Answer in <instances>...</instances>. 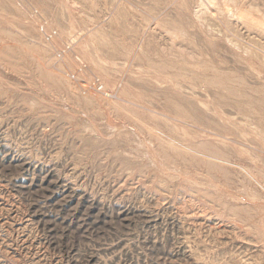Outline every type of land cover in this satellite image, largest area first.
Returning <instances> with one entry per match:
<instances>
[{
	"label": "rangeland",
	"instance_id": "374dc122",
	"mask_svg": "<svg viewBox=\"0 0 264 264\" xmlns=\"http://www.w3.org/2000/svg\"><path fill=\"white\" fill-rule=\"evenodd\" d=\"M198 263L264 264V0H0V264Z\"/></svg>",
	"mask_w": 264,
	"mask_h": 264
},
{
	"label": "bare ground",
	"instance_id": "6f19581e",
	"mask_svg": "<svg viewBox=\"0 0 264 264\" xmlns=\"http://www.w3.org/2000/svg\"><path fill=\"white\" fill-rule=\"evenodd\" d=\"M206 3H207V2H206ZM209 7H210V6H209ZM236 10H237V9H236ZM252 21H254V20H252ZM247 22H248V21H247ZM248 23H249V22H248ZM250 23H252V22H250ZM250 25H252V24H250ZM210 68H211V67H210ZM67 73H68V72H67ZM50 76H51V75H50ZM67 78H68V77H67ZM234 79H235V78H234ZM234 79H233V80H234ZM90 85H91V84H90ZM85 92H86V91H85ZM176 105H177V104H176ZM182 127H183V126H182ZM152 131H153V130H152ZM146 134H147V133H146ZM230 137H231V136H230ZM199 141H200V140H199ZM196 142H197V141H196ZM162 144H163V143H162ZM181 144H182V143H181ZM199 144H200V143H199ZM202 144H204V143L202 142ZM158 145H159V144H158ZM160 145H161V144H160ZM176 145H177V144H176ZM197 145H198V144H197ZM179 146H180V145H179ZM203 146H204V145H203ZM214 146H215V145H214ZM214 146H213V147H214ZM188 147H189V146H188ZM200 147H201V146H200ZM181 148H182V147H181ZM181 148H180V150H181ZM174 149H175V148H174ZM177 149H178V148H177ZM177 149H176V150H177ZM204 149H205V148H204ZM182 150H183V148H182ZM162 151H163V150H162ZM186 151H188V148H187ZM207 151H208V150H207ZM211 151H212V150H211ZM211 151H210V152H211ZM176 152H177V151H176ZM194 153H195V152H194ZM164 154H165V153H164ZM167 154H168V153H167ZM210 154H211V153H210ZM168 155H169V154H168ZM170 155H171V154H170ZM214 156H215V154H214ZM168 157H169V156H168ZM218 157H219V156H218ZM164 158H165V157H164ZM169 158H170V157H169ZM171 158H172V157H171ZM219 158H220V157H219ZM176 159H177V158H176ZM208 159H209V158H208ZM170 160H171V159H170ZM210 160H211V159H210ZM218 160H219V159H218ZM207 161H209V160H206V162H207ZM209 162H210V161H209ZM212 162H213V161H212ZM189 163H190V162H189ZM196 163H197V162H196ZM171 164H172V162H171ZM190 164H191V163H190ZM191 165H192V164H191ZM217 166H218V165H217ZM193 167H194V166H193ZM199 167H200V166H199ZM214 167H215V166H214ZM211 169H212V167H211ZM220 169H221V168H220ZM223 170H224V169H223ZM207 172H208V171H207ZM208 173H209V172H208ZM208 173H207V174H208ZM226 173H228V172H226ZM212 174H213V173H212ZM223 175H224V174H223ZM224 176H225V175H224ZM210 178H211V177H210ZM211 179H212V178H211ZM214 179H216V178L214 177ZM203 191H204V190H203ZM230 209H231V208H230ZM233 211H234V210H233ZM193 219H194V218H193ZM219 223H220V222H219ZM235 230H236V229H235ZM195 231H196V230H195ZM251 242H253V241H251ZM251 242H250V243H251ZM248 244H249V243H248ZM249 245H250V244H249ZM185 249H186V248H185ZM242 249H243V248H242ZM103 250H105V249H103ZM186 250H187V249H186ZM243 250H244V249H243ZM104 252H105V251H104ZM183 252H184V251H183ZM185 254H186V253H185ZM185 254H184V255H185ZM228 258H230V257H228ZM261 259H262V256H261ZM230 262H232V261L230 260ZM96 263H97V262H96ZM198 264H199V263H198Z\"/></svg>",
	"mask_w": 264,
	"mask_h": 264
}]
</instances>
